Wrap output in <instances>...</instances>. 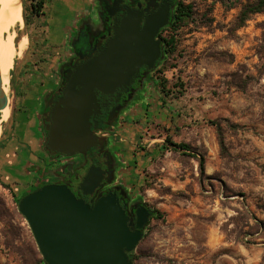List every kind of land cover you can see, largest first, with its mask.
Listing matches in <instances>:
<instances>
[{"label": "rangeland", "instance_id": "rangeland-1", "mask_svg": "<svg viewBox=\"0 0 264 264\" xmlns=\"http://www.w3.org/2000/svg\"><path fill=\"white\" fill-rule=\"evenodd\" d=\"M38 1L21 3L22 18L23 7L28 17L18 36H26L28 44L7 77L13 115L1 124L0 141L18 134L33 112L29 101L39 72L53 66L42 64L51 59L48 41L60 42L62 17L81 2L52 0L37 19L30 5ZM249 1L181 0L193 6L192 22L177 31L176 49L171 53L169 47L162 83L147 110L122 128V176L155 213L135 248L134 264H264V14L251 15L238 27V14ZM21 138L27 141L31 132ZM5 146L0 264H32L30 252L38 250L15 203L33 188L31 176L6 172L5 161H17L16 144L9 140Z\"/></svg>", "mask_w": 264, "mask_h": 264}, {"label": "flooded vegetation", "instance_id": "flooded-vegetation-1", "mask_svg": "<svg viewBox=\"0 0 264 264\" xmlns=\"http://www.w3.org/2000/svg\"><path fill=\"white\" fill-rule=\"evenodd\" d=\"M81 2L69 10L68 16L62 17L58 32L60 42L48 41L51 59L42 64L52 62L53 66L39 72L41 80L29 101L33 112L28 114L27 122L21 126L23 129L9 138L16 144L12 157L17 163L5 161V169L15 176L30 173V187L65 184L77 198L86 203L109 192L115 193L119 204L134 221L135 205L139 207L144 204L138 201V196L131 192L122 176L126 164L118 147L119 142L123 141L120 133L127 122H133L141 111L147 110L149 98L162 83V66L169 54L168 34L175 25V14L181 0ZM165 11L168 13L167 24L159 27L149 39L146 28L154 25ZM31 13L37 19L45 15ZM34 25L37 29L36 23ZM148 52L157 54L148 60ZM117 55L123 65L120 84L105 88V92L93 90L98 107L92 110L89 122L98 145L85 155L72 157L48 151L46 137L52 112L57 106L63 108L60 102L68 94L69 84L79 81L80 68L90 62L95 65L108 64L111 56L116 58ZM81 89L76 84L73 90L79 93ZM12 115L13 111L10 118ZM28 131L31 132V138L26 141L21 136ZM32 138L36 140V145H40L39 152L33 148ZM5 147L0 148V151L3 152ZM5 157H9V154H5ZM90 168L101 170L102 187L91 195H83L80 184ZM36 171L40 175L37 176Z\"/></svg>", "mask_w": 264, "mask_h": 264}, {"label": "water", "instance_id": "water-1", "mask_svg": "<svg viewBox=\"0 0 264 264\" xmlns=\"http://www.w3.org/2000/svg\"><path fill=\"white\" fill-rule=\"evenodd\" d=\"M168 22L165 11L154 25L146 28L149 39ZM158 52V51H157ZM148 52L146 59L156 56ZM122 62L117 55L108 64L90 62L79 70V81L69 84L65 98L51 115L46 149L67 157L85 155L98 145L89 117L97 109L94 89L105 92L120 84ZM82 87L79 93L74 86ZM9 97L4 93L0 74V111ZM0 123V127H1ZM100 169L90 168L80 184L83 195L101 188ZM18 213L26 221L44 264H132L128 254L142 240L154 213L135 205L133 221L119 204L115 193H107L91 203L77 198L65 184H48L23 196Z\"/></svg>", "mask_w": 264, "mask_h": 264}, {"label": "bare ground", "instance_id": "bare-ground-1", "mask_svg": "<svg viewBox=\"0 0 264 264\" xmlns=\"http://www.w3.org/2000/svg\"><path fill=\"white\" fill-rule=\"evenodd\" d=\"M21 3L22 0H0V74L6 95L10 84L7 77L14 59L24 54L28 44L26 36H18L23 25ZM10 114L8 99L7 105L0 111V123L7 122Z\"/></svg>", "mask_w": 264, "mask_h": 264}, {"label": "trees", "instance_id": "trees-1", "mask_svg": "<svg viewBox=\"0 0 264 264\" xmlns=\"http://www.w3.org/2000/svg\"><path fill=\"white\" fill-rule=\"evenodd\" d=\"M31 1L34 2V0H31ZM43 7H44V1L43 0L35 2V3H31V5H30L31 11H33L34 14H39L40 10H42ZM23 12H24L23 13V19L25 20V22H27V18L25 15L26 7H23ZM255 14H264V0H252V1H249L246 4H244L242 6L239 14H238V17H237V26L241 27L245 23V21H247L249 19V17L251 15H255ZM193 15H194V12H193V6L192 5H190V4L185 5L183 3H181L179 5V8L177 9L176 14H175V17H176L175 25L169 31L170 40L168 41V46L171 48V53H173L176 49L177 41H176L175 37L177 35L176 34L177 31L181 27L189 25L192 22ZM10 75L11 76L13 75L12 70L10 71ZM171 145L174 146L175 148L181 150V151L182 150L186 151L188 148L186 145H182V144H178V145L171 144ZM39 188H40L39 186H35V187L31 188V190L28 192H26V191L22 192L20 194L19 198H17L15 200V203L18 205L20 199L24 195L28 194L29 192H33ZM156 215L158 217L159 213L156 212ZM141 245H142V242H139L138 245L136 246V250L140 249ZM136 250H134L133 252L128 254L129 259L132 262V264H134L135 261H137V259H138V255H137V253H135ZM30 255H31V259H32V264H44L41 256L36 251L35 247H34L33 252L32 251L30 252Z\"/></svg>", "mask_w": 264, "mask_h": 264}, {"label": "crops", "instance_id": "crops-1", "mask_svg": "<svg viewBox=\"0 0 264 264\" xmlns=\"http://www.w3.org/2000/svg\"><path fill=\"white\" fill-rule=\"evenodd\" d=\"M51 2H52V0H50V1L48 2L47 5L45 4L44 7L47 8V6H48L49 4H51ZM55 2H56V0L54 1V3H55ZM27 96H28V94H27L26 96L23 97V100H22L23 103L26 101ZM5 139H6V138H2V140L0 141V148L5 147V145H6L7 142L9 141V140L6 141ZM5 141H6V142H5Z\"/></svg>", "mask_w": 264, "mask_h": 264}]
</instances>
